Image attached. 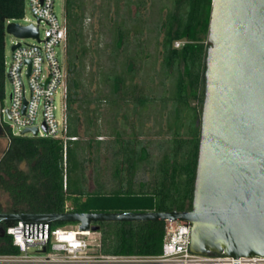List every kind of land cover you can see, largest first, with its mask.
<instances>
[{
	"label": "trees",
	"instance_id": "obj_1",
	"mask_svg": "<svg viewBox=\"0 0 264 264\" xmlns=\"http://www.w3.org/2000/svg\"><path fill=\"white\" fill-rule=\"evenodd\" d=\"M172 3L168 9L163 26L165 28L163 45L165 62L177 67L178 76L175 92L172 96L173 106H178L174 115L177 127L171 139L169 150L158 163L156 174L150 189L144 187L135 190L132 187L133 176L139 164V155L131 147L125 146L124 155H115L113 178L118 180L115 188L106 190L101 183L99 167L95 166L97 190L87 189L86 173L89 152L99 149L102 142L96 139L71 141L67 150V188H64L63 143L50 137H28L10 135L7 151L0 163L5 171V188L12 196L15 206L29 213L63 212L66 201L72 211H171L189 210L192 207L194 182L198 161L200 128L196 119L200 117L199 104L203 102L204 93L200 87L205 84L206 37L212 8V0H166ZM128 2H132L131 0ZM139 7L146 0H134ZM68 19V109L71 133L80 134L81 123L86 125L85 132L97 134L96 113L103 97L96 96L82 99L87 68L93 63L92 53L98 56L118 58L120 50L126 44L129 30L126 21L115 25L112 41L92 46L87 41L86 3L85 0H66ZM165 6H167L165 4ZM164 6V7H165ZM162 7H160L161 12ZM25 0H0V98L4 92V46L5 24L8 19H20L24 16ZM185 40L180 49L174 47L175 41ZM110 50V51H109ZM139 53V51H138ZM109 57V58H110ZM91 62V64H89ZM183 64L182 71L179 66ZM99 73L104 81H110L111 90L105 99L116 102L112 91L120 89L136 90L137 84H128L124 75L117 74L116 69L106 71L100 66ZM112 71L114 76H112ZM105 78V79H104ZM191 99L198 105L191 106ZM137 103H145L148 97H135ZM96 102V107H89ZM77 104V105H76ZM187 111L186 116L183 113ZM93 112V115L90 113ZM190 130L181 132L184 120ZM97 128V127H96ZM122 149V150H123ZM98 158V156H96ZM95 157V158H96ZM96 158V159H97ZM98 160V159H97ZM98 162V161H97ZM25 164V167H22ZM125 173V174H124ZM125 182L128 183L125 184ZM146 185L145 183H143ZM101 233V251L105 254H157L162 250L164 241V221H109L99 222ZM73 223L55 222V226ZM13 246L0 250L2 253H17Z\"/></svg>",
	"mask_w": 264,
	"mask_h": 264
},
{
	"label": "water",
	"instance_id": "obj_2",
	"mask_svg": "<svg viewBox=\"0 0 264 264\" xmlns=\"http://www.w3.org/2000/svg\"><path fill=\"white\" fill-rule=\"evenodd\" d=\"M5 31L39 34L17 22ZM207 45L191 209L19 213L11 220L79 223L98 232L95 222L178 219L192 225L194 252L264 257V0H212Z\"/></svg>",
	"mask_w": 264,
	"mask_h": 264
},
{
	"label": "built area",
	"instance_id": "obj_3",
	"mask_svg": "<svg viewBox=\"0 0 264 264\" xmlns=\"http://www.w3.org/2000/svg\"><path fill=\"white\" fill-rule=\"evenodd\" d=\"M35 18L20 25L38 27V37L17 36L9 61L4 60L5 72L11 82L10 105L2 106L11 120L12 135L25 136L26 128H37L34 137H50L63 143L64 188H67V150L77 139L71 133L68 109L66 8L61 16L55 10L56 0H25ZM35 39L28 43L26 39ZM185 40L175 41L179 47ZM62 96L57 113L56 95ZM5 121V120H4ZM17 131H14V128ZM72 211L66 201L64 212ZM46 220L15 221L8 228L17 253H1L0 264H258L264 257L236 258L225 253L204 254L191 248L192 225L182 220L164 221V241L157 254H105L94 236L96 231L83 230L79 223L55 226ZM88 232V233H86ZM35 252H31L32 248Z\"/></svg>",
	"mask_w": 264,
	"mask_h": 264
},
{
	"label": "rangeland",
	"instance_id": "obj_4",
	"mask_svg": "<svg viewBox=\"0 0 264 264\" xmlns=\"http://www.w3.org/2000/svg\"><path fill=\"white\" fill-rule=\"evenodd\" d=\"M128 1L130 0H85L87 13V41L92 46H96L99 42L105 44V42L112 41L115 25L123 20L126 21L127 28L129 27V33L126 38V44L120 50L118 58L113 59L109 56L110 54L98 56L92 53L89 56H92L93 63L91 64V62H89L91 65L87 68V74L89 75V71H91L94 77L92 78L91 75L87 77L84 90L80 93V97L83 100L96 96L103 97L96 116L102 128L101 133L104 134L103 138L105 141H110V139L116 141L120 137L123 139H140L142 141L143 146H138L141 147V152L139 154L140 161L133 173L134 175L132 178L134 183L132 186L135 190H139L142 187L147 190L150 189V185L153 183V176L157 172L158 163L162 159L163 154L169 150L168 148L172 144L171 139L174 136V130H172L167 123V111L169 110V106L162 105L160 100V97L164 94V92L162 93L161 90H159L162 86V80H166L165 82L168 83L166 77L163 79L164 66L162 65V46L152 40V36L156 37V33L160 27L159 39L162 41L164 36L163 23L168 11L166 7H172V3L166 0H146L145 4L138 7L134 0H131L132 2ZM165 4L167 6H165ZM64 6L65 0H56L55 10L59 16L62 15ZM160 7H162L161 12ZM34 20L35 18L27 2L25 4L24 16L18 19V22L26 24ZM134 27L145 29L142 33H136ZM148 28H151V31H149ZM4 40V60L9 61L11 58L12 45L18 39L16 35L5 31ZM25 41L33 43L35 39L29 38ZM139 49H142V53L137 56L135 50ZM149 59H155L154 67L150 66L151 64L148 63ZM100 66H103L106 71H110L112 66H114L117 74L126 77L127 85L132 83L137 84L136 91L134 93L129 92L130 96L127 101L121 100L113 104L109 99H105V94H108L111 90V83L110 81L103 80L104 76H101L99 73ZM146 71H149L148 74ZM151 75H154V77H152L153 80L151 79L152 81L149 79ZM112 76H114L113 71ZM174 83L175 82H172L171 84ZM11 86V82L5 72L3 100L1 103L4 106L10 105ZM140 93L149 94L155 98L157 97L153 102V107L151 106L152 108H148V106L141 107L136 104L135 100H133V95H139ZM193 103H196V101L194 100ZM56 104L57 113L59 115L62 104V96L60 93L56 95ZM89 107L91 110L94 109L96 107V102H93ZM90 114L93 115V112ZM170 119H173V117ZM4 120L7 125L12 123L7 114H5ZM115 123L123 133L112 136L110 134L111 127ZM17 130L18 129L15 127L14 131ZM85 130L86 125L82 122L80 126V135L83 138H88V135L85 134ZM25 136L34 137L31 136V134ZM8 143L7 138L3 139V144L5 146H7ZM106 145L107 143L99 148L98 151L93 148L92 154H89L92 158L87 162L86 173L88 176L87 189L90 192L98 188L94 177L96 165L99 166V172L103 174L102 177L98 178L101 183L105 184L106 190L115 188L118 182V180L113 178L115 173L112 171L113 165L111 160L114 158L111 153L112 149H108ZM143 147L145 148L143 149ZM97 155L98 158L96 157ZM22 167H25V164H22ZM142 182L146 185H142ZM125 184L128 185L127 182H125ZM74 224L75 223H73V225ZM94 236L97 238V241L100 242V248H98V250H101V233L98 231ZM30 251L35 252V248L33 247Z\"/></svg>",
	"mask_w": 264,
	"mask_h": 264
},
{
	"label": "flooded vegetation",
	"instance_id": "obj_5",
	"mask_svg": "<svg viewBox=\"0 0 264 264\" xmlns=\"http://www.w3.org/2000/svg\"><path fill=\"white\" fill-rule=\"evenodd\" d=\"M66 0H65V8H66ZM66 15H67V10H66ZM126 29H129L126 28ZM136 33L137 32H144V29L145 28H136L134 27ZM151 28H148L149 31ZM151 33V32H150ZM164 33H165V28H164ZM208 35V34H207ZM150 37V36H149ZM148 37V38H149ZM152 40H154L155 42H157L158 44H161L162 46V54H163V59H162V65L164 66L163 67V70H164V77L163 79L166 77L168 79V83L165 82L166 80H162V86L161 88H159V90H161V92L164 94L160 97V100L162 102V105L166 106L168 105L169 106V110L167 111L168 113V125L170 126V124H172L175 120L174 118V115L176 114V109H178V106L174 107L173 106V100H172V96L175 92V83H176V79H177V76H178V70H177V67H175V65L173 66H168L165 62V48H164V45H163V38H162V41H160L159 37H160V27L158 28V32L156 33V37L152 36ZM151 40V41H152ZM206 54H207V37H206ZM68 45H69V37H68V42H67V58H68ZM174 47L177 48V49H180L182 46H175L174 44ZM136 53H137V56L139 54L142 53V49H139V50H135ZM139 51V53H138ZM149 55V54H148ZM136 56V57H137ZM140 57V56H139ZM150 58V57H149ZM206 59V57H205ZM67 60V59H66ZM148 63H150L151 65L150 66H153L155 65V59H149ZM131 66L133 67V64L131 63ZM68 68V67H67ZM179 68L183 71L184 70V65L181 64L179 66ZM147 72V71H146ZM149 72V71H148ZM147 72V74H148ZM68 76H69V72H68ZM154 75H151V77L149 76V79L150 81L153 80ZM204 77H205V72H204ZM152 79V80H151ZM172 82H175L174 84H171ZM130 85V84H129ZM136 90H130V89H126L125 91L123 89H120L116 92L112 91L114 97L116 98V102H112L113 104H116L118 102H120L121 100L123 101H127L128 98H129V92L131 93H134ZM200 93H204L205 94V84L202 85L200 87ZM133 95V94H131ZM140 96H146L148 97V101L145 102V103H137L136 101V104L138 106H148V108H152L153 107V102L156 100L155 97H152L150 96L149 94H142L140 93L139 95H133V100L135 97H140ZM2 100L0 98V163L2 161V158L4 157L5 155V152L7 151L8 149V146H9V143L7 146H5L3 144V139L7 138L8 139V142L10 141V135H11V131L9 130V127L8 125L5 123L4 121V117H3V113H2ZM107 100V99H106ZM195 99H191V106H195V105H198V102L196 101V103H193ZM203 101H204V95H203ZM152 106V107H151ZM137 107V106H136ZM155 107V105H154ZM202 107H203V102L199 104V111H200V117L196 119V125L200 128V135H201V116H202ZM176 111V112H175ZM185 114H187V111H185L183 113L184 116H186ZM171 117H173V119H170ZM116 118V117H115ZM97 120V125L96 127H93V130L97 132V134L95 136H92V135H89L85 132L86 135H88V138H83L81 137V135H76L77 136V139L76 140H89V139H96L97 141H100L102 142L101 145H100V148L105 144L107 143V148L108 149H112V156H115V155H124L127 151H125L123 149V147L127 146L128 147H131L133 149V151H136L138 153V155L140 154V150H141V147L143 146L142 145V141L140 139H123V138H119L117 139L116 141H113L110 139V141H105V139L103 138V133H101V126L100 124L98 123V117L95 118ZM171 120V121H169ZM173 125H176L175 122L173 123ZM172 125V130L176 129L177 127H174ZM181 132L185 131L186 128L187 130H190V126L189 125H186V121H185V118L184 120L182 121L181 123ZM80 130V128H79ZM120 133L122 134L123 131H121L116 123L114 125H112L111 127V135H120ZM92 139V140H94ZM74 140V141H76ZM138 146H141V147H138ZM145 147H143L144 149ZM93 149V148H92ZM90 150L89 154L91 153L92 154V151L93 150ZM123 149V150H122ZM97 151L99 149H96ZM98 156V155H97ZM91 156H89V159L91 160ZM113 160V159H112ZM112 165L114 163V160L112 161ZM99 167V166H98ZM113 167V166H112ZM114 169V168H113ZM100 171V170H98ZM113 171V170H112ZM102 173H99V176L102 177ZM134 174H132L133 176ZM5 177H6V174H5V171L1 168L0 166V250H5V249H10L14 246V243H13V240L11 238V236L8 234V228L15 223V221L11 220V218L16 215V214H19V213H29L27 211H23L21 210L19 207L15 206L14 204V201L12 199V196L10 195V193L6 190L5 188ZM133 181H132V185H133ZM144 182H142V185ZM133 187V186H132ZM94 224L96 225H99L100 223L99 222H95ZM2 252H0L1 254Z\"/></svg>",
	"mask_w": 264,
	"mask_h": 264
},
{
	"label": "bare ground",
	"instance_id": "obj_6",
	"mask_svg": "<svg viewBox=\"0 0 264 264\" xmlns=\"http://www.w3.org/2000/svg\"><path fill=\"white\" fill-rule=\"evenodd\" d=\"M86 233H88V232H86Z\"/></svg>",
	"mask_w": 264,
	"mask_h": 264
}]
</instances>
